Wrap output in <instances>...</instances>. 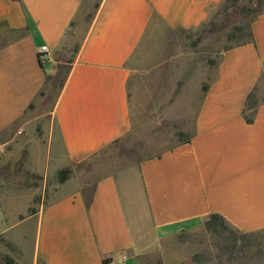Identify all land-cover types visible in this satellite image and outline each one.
<instances>
[{"label":"crops","instance_id":"crops-1","mask_svg":"<svg viewBox=\"0 0 264 264\" xmlns=\"http://www.w3.org/2000/svg\"><path fill=\"white\" fill-rule=\"evenodd\" d=\"M90 1L0 0V26L15 34L4 42L0 32V153L8 158L18 149L29 157L45 145L66 167L127 135L128 63L153 36L155 23L194 30L226 0H93L83 25L80 13ZM250 32V43L222 53L187 140L139 160L131 178L116 172L97 179L89 198L68 194L31 213L36 259L146 264L142 257L154 243L211 215L264 241V101L250 123L244 115L264 71V11ZM41 46L45 62L38 59ZM73 46L62 83L46 105L64 64L61 55Z\"/></svg>","mask_w":264,"mask_h":264},{"label":"rangeland","instance_id":"rangeland-1","mask_svg":"<svg viewBox=\"0 0 264 264\" xmlns=\"http://www.w3.org/2000/svg\"><path fill=\"white\" fill-rule=\"evenodd\" d=\"M94 7L93 0L82 7L83 25L89 22ZM262 11L264 0H226L194 30H166L155 23L153 36L128 63L131 130L90 160L60 167L44 140V146L32 149L29 157L23 149L16 150L13 158L0 153V264H42L34 256L31 213L68 194L80 192L89 198L97 179L116 172L130 177L142 158L186 140L202 91L222 53L249 38L251 22ZM0 32L7 36L4 42L15 36L4 26ZM75 50L73 46L62 53L64 64L44 104L53 102ZM263 101L264 71L250 104ZM36 127L35 136H40V124ZM208 219L154 243L143 255L144 262L264 264L261 234L244 235L226 223L212 231Z\"/></svg>","mask_w":264,"mask_h":264},{"label":"trees","instance_id":"trees-1","mask_svg":"<svg viewBox=\"0 0 264 264\" xmlns=\"http://www.w3.org/2000/svg\"><path fill=\"white\" fill-rule=\"evenodd\" d=\"M252 41V36H251V32L249 30V38L247 40H244V41H241V42H238L237 44H235L234 46L232 47H235V46H240V45H244V44H247V43H250ZM230 47V48H232ZM228 48V49H230ZM227 49V50H228ZM252 96V94H250V96L248 97L247 101H246V105H245V110H244V115H245V118H246V121L248 123H250L252 121V115H253V110L255 108V106L251 105L250 104V97ZM250 112V113H248ZM188 139V138H187ZM186 139V140H187ZM185 141V140H184ZM208 221H207V226L208 228H210L212 231H215L217 229L218 226H221L223 227V223L224 220L218 216V215H211L210 217H208ZM106 260H104L105 262Z\"/></svg>","mask_w":264,"mask_h":264},{"label":"built area","instance_id":"built-area-1","mask_svg":"<svg viewBox=\"0 0 264 264\" xmlns=\"http://www.w3.org/2000/svg\"><path fill=\"white\" fill-rule=\"evenodd\" d=\"M37 54H38V59L40 60V62L46 61L47 49L45 46H41Z\"/></svg>","mask_w":264,"mask_h":264}]
</instances>
